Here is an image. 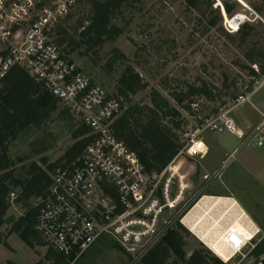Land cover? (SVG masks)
I'll return each instance as SVG.
<instances>
[{"label": "rangeland", "instance_id": "rangeland-1", "mask_svg": "<svg viewBox=\"0 0 264 264\" xmlns=\"http://www.w3.org/2000/svg\"><path fill=\"white\" fill-rule=\"evenodd\" d=\"M90 1L80 2L60 24L61 32L67 35V43L73 40L78 48L72 50L68 44L61 48L68 59L108 93L117 91L128 68L138 73L147 88L131 96L126 101L127 108L150 106L153 92L160 93L171 105L176 106L171 97L174 91H188L190 86L198 87L201 82H205L217 93L216 102L208 104L207 111L204 110L207 114L221 107L220 110L230 111L235 122H241V113L244 111L252 116H260L258 107L264 102V76L254 80L243 67L252 66L260 72L264 65V58L257 56L255 63H250L245 57L252 49H255L254 53H264V0H241L246 7L238 0H227L238 4V14L232 19L224 18L222 23L224 31L232 37L216 29L206 32V21H210L212 16L207 13L206 18H201L200 14L187 10L182 0H130L113 16L111 27L114 28L110 30V35L96 47H87L78 42V34L82 27L89 24L92 13ZM237 17L240 25L248 23L255 29L254 36L246 44H241L239 36H235L240 27L236 24ZM118 56L119 60L114 62ZM250 86L251 90L258 88L257 94L251 97L250 104L236 107L237 95ZM59 112L43 129L29 128L10 145L11 158L26 159L17 166L20 177L24 176L23 167L33 161L38 163L42 157L54 163L74 143L72 134L77 123L69 116L60 118ZM178 135L183 140V126ZM205 137L210 138L213 148L204 160L188 161L193 167L191 170H181V176L189 171L191 174L185 180L182 199L168 211L165 219L178 222L205 196L236 198L260 230V236L256 239L259 243L264 238V147H258L255 143L243 146L239 136L229 133L205 134L204 140ZM39 149H47V152L35 156V151ZM235 150L234 160L223 170L221 163L218 171L221 177L204 183L203 176L213 174L216 162L225 161ZM178 185V181L173 184V197ZM39 204L40 199L11 204L5 224L0 229V264H57V258L43 241L34 239L29 246L13 231V226L27 210ZM185 230L184 251L187 258L196 249L208 250L198 236L188 228ZM252 251H246L245 260L238 262V259H234L229 264H264V254L253 257ZM173 260L171 258L170 262ZM65 264H140V261L127 254L111 236L105 235L82 258L74 261L65 259Z\"/></svg>", "mask_w": 264, "mask_h": 264}, {"label": "built area", "instance_id": "built-area-1", "mask_svg": "<svg viewBox=\"0 0 264 264\" xmlns=\"http://www.w3.org/2000/svg\"><path fill=\"white\" fill-rule=\"evenodd\" d=\"M82 1L0 0V79L14 66L23 68L94 137L79 165L58 169L53 176L34 230L49 249L65 259L82 258L106 235L141 261L176 224L165 216L184 195L191 171L181 176V170H191L188 161H202L209 154L204 135L229 133L239 136L243 146L255 143L264 147V114L256 127L244 133L237 129L229 110L211 115L202 112L201 103H192L193 115L183 114L182 149L160 174L148 175L136 154L112 131L115 120L127 110L125 99L117 91L108 93L95 84L56 43L59 25ZM254 90L245 88L235 106L250 104ZM236 152L223 162L221 170L234 160ZM220 177L217 172L202 180L207 183ZM175 181L179 188L173 197ZM15 199L16 193H12L10 203ZM186 215L179 223L188 228L182 222ZM260 233L254 224L248 233L225 231L221 239L230 255L227 261L206 247L224 264L234 259L241 262L247 250L255 249Z\"/></svg>", "mask_w": 264, "mask_h": 264}, {"label": "trees", "instance_id": "trees-1", "mask_svg": "<svg viewBox=\"0 0 264 264\" xmlns=\"http://www.w3.org/2000/svg\"><path fill=\"white\" fill-rule=\"evenodd\" d=\"M129 1L91 0L92 13L89 24L82 27L78 34V42L84 43L87 47H96L103 38L110 35V30L114 28L111 27L113 16ZM182 2L187 10L200 14L201 18H206L207 13L212 16L210 21L206 19L208 22L205 26L206 32L216 29L227 37H232L224 31L222 23L224 18L232 19L238 14L237 3H230L227 0H182ZM217 2L218 6H216ZM221 8L224 9L225 15ZM60 27L61 25L56 31L55 40L57 45L62 47L68 43L67 35L64 31H62L64 34L61 32ZM254 31V26L243 23L235 32V36H239L241 44H246L254 36ZM68 45L72 47V50L78 48L73 40ZM254 52L255 49H252L245 54L250 63H255L257 56L264 58V53ZM119 58V56L116 57L114 62H117ZM243 68L254 80L261 75L264 76V65L261 66L260 72L252 66ZM120 84L117 92L125 101L147 88L139 74L130 68L123 75ZM248 88L250 89L251 86ZM242 94H238L235 100ZM171 97L176 106L171 105L170 101L160 93L153 92L150 106L128 107L112 125L116 138L136 154L148 175L160 174L182 149V139L178 132L185 124L183 114L193 115L192 103H201L204 113L207 111L208 104L216 102L217 93L210 85L201 82L198 87L190 86L188 91H174ZM220 108L214 109L211 115L220 113ZM58 112L60 118L71 117L59 101L46 90L43 83L31 78L23 68L14 66L0 79V229L5 224L6 214L11 206L12 193H16L14 201L16 204L32 199L45 200L50 195L53 176L57 170L79 165L87 148L94 141L90 130L77 124L72 134L74 143L57 161L50 163L42 157L38 163L33 161L27 167H23L24 176L20 177L17 166L26 159L11 158L10 145L29 128L43 129ZM45 152L47 149H39L34 155L41 156ZM40 206L41 204L29 208L13 226V231L18 233L29 246L33 244L34 239L41 241L34 230ZM184 234H187V231L179 221L176 222L172 229L168 230L167 234L141 259L140 264H224L206 249H196L187 258L184 251ZM53 254L57 258V264H65L64 257L55 252ZM263 254L264 238L256 245L251 256L260 257ZM171 258H174L172 262H170Z\"/></svg>", "mask_w": 264, "mask_h": 264}, {"label": "bare ground", "instance_id": "bare-ground-1", "mask_svg": "<svg viewBox=\"0 0 264 264\" xmlns=\"http://www.w3.org/2000/svg\"><path fill=\"white\" fill-rule=\"evenodd\" d=\"M238 1L246 7L244 2ZM182 222L224 261L230 256L221 239L224 232L231 229L248 233L254 224L235 200L208 196L203 197Z\"/></svg>", "mask_w": 264, "mask_h": 264}, {"label": "crops", "instance_id": "crops-1", "mask_svg": "<svg viewBox=\"0 0 264 264\" xmlns=\"http://www.w3.org/2000/svg\"><path fill=\"white\" fill-rule=\"evenodd\" d=\"M264 83V82H263ZM262 83V84H263ZM261 84V85H262ZM257 89L258 88H256L255 90H254V92H253V95H252V98H254L255 97V95L257 94ZM252 98H251V100H252ZM259 103V102H258ZM262 107H264V102L261 104V107L259 106L258 108L260 109V110H258V113H260V114H264V109L262 108ZM236 120L234 119V122H235ZM261 122V115L259 116V115H255V116H252V115H250L247 111H244V112H242L241 113V122L239 121V122H235V124H236V127H237V129L239 130V131H241V132H244V133H248V132H250L254 127H256L259 123ZM239 125H240V128H239ZM204 142L206 143V145L208 146V148H209V150L211 151V149L213 148L212 147V142H211V140H210V138H208V139H206V137H205V140H204ZM210 151H209V153H210ZM221 153V152H220ZM209 155V154H208ZM208 157V156H207ZM206 157V158H207ZM224 162V160H218L217 162H216V165H215V168H214V166H213V168H214V172H213V174L212 175H215L218 171H219V167H220V165H221V163H223ZM206 175H209V174H206ZM215 197H218V196H215ZM235 197V196H234ZM237 203H238V201L236 200V198L234 199ZM239 204V203H238ZM239 206L241 207V205L239 204ZM242 208V207H241ZM243 209V208H242ZM244 210V209H243ZM245 211V210H244Z\"/></svg>", "mask_w": 264, "mask_h": 264}, {"label": "water", "instance_id": "water-1", "mask_svg": "<svg viewBox=\"0 0 264 264\" xmlns=\"http://www.w3.org/2000/svg\"><path fill=\"white\" fill-rule=\"evenodd\" d=\"M219 6H221V5L219 4ZM222 10H223V11H222L223 14L225 15V13H224V9H222ZM236 20H237V23H236V24L239 26V25H240V21L238 20V17L236 18Z\"/></svg>", "mask_w": 264, "mask_h": 264}]
</instances>
